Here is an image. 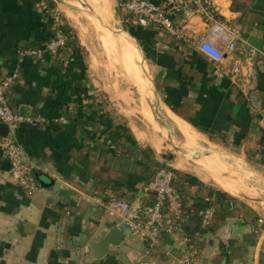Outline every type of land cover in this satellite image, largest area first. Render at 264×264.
<instances>
[{"label":"crops","instance_id":"crops-1","mask_svg":"<svg viewBox=\"0 0 264 264\" xmlns=\"http://www.w3.org/2000/svg\"><path fill=\"white\" fill-rule=\"evenodd\" d=\"M81 1L95 13L94 28L98 31L99 23L100 30L108 31L110 2ZM213 3L236 45L234 52L224 55L223 66L229 68L237 62L239 73L225 75L173 36L135 27L133 30L148 53V67L157 94L146 97L143 104L151 116L153 106L160 104L174 127L180 122L181 127L195 131L200 139H204L200 132L207 131L212 137H221V142L227 140L264 170V0H213ZM232 5L239 8L232 9ZM178 26L187 35L222 41L221 36L192 13L184 14ZM113 33L101 35L110 39ZM49 36L50 24L36 7V0H0V71L15 68L19 44L41 46ZM143 66L145 71L140 77L146 84L144 61ZM21 72L22 81L11 95L15 109L22 114H38L50 122L43 129L20 124L13 132L34 165L32 175L37 188L31 194L12 181L9 163L0 150V264H179L181 233L163 237L161 247L148 254H144L145 243L131 233L119 246L110 247L106 256L99 260L92 258L89 244L99 239L105 225L117 221L116 215L104 210L102 202L118 198L136 207L149 203L142 190L146 175L135 160L146 150L133 139L135 133L121 118H116V126L112 124L107 131L117 148H107L96 137L97 107L88 106L92 100L80 103L77 92L107 91L99 86L98 72L81 47L67 72L51 61L40 64L35 56L23 59ZM179 72L191 79L188 85L180 84ZM108 99L113 108L114 103ZM156 112L166 125H171ZM62 116L65 121L58 120ZM207 145L204 139L192 149L205 151ZM123 147L125 151H119ZM200 166L210 171L206 165ZM185 174L179 188L190 213L183 233L189 235L191 264H264V221L259 233L253 231L257 220L264 219V210L210 187L199 172L193 173L196 178ZM54 181L59 183L56 190L52 187ZM203 196H210L218 207L216 220L207 228L201 227L193 211ZM160 248L171 251L173 257H165Z\"/></svg>","mask_w":264,"mask_h":264},{"label":"built area","instance_id":"built-area-1","mask_svg":"<svg viewBox=\"0 0 264 264\" xmlns=\"http://www.w3.org/2000/svg\"><path fill=\"white\" fill-rule=\"evenodd\" d=\"M120 2L123 22L128 24L127 28L150 29L169 34L211 61L223 74L235 76L239 73L240 64L237 62H233L229 68L223 66L224 55L234 52L236 45L232 32L221 22L213 0H121ZM36 7L50 24L49 38L41 46L19 44L15 68L10 71H0V123L8 127L7 136L0 137V150L9 163L10 178L27 194H31L37 188L32 175L34 165L14 138L13 132L20 124L43 129L47 127L50 120L38 114L19 113L11 100L12 89L22 81L21 66L26 56L37 57L40 64L54 62L58 69L67 72L79 49L65 16L54 0H36ZM186 13L198 16L206 27L222 37V41H211L207 36L183 33L178 22ZM84 90L77 92L80 103L82 100H86V103L93 101L94 106L97 107L95 114L99 118L98 123L95 124L96 137L101 139L102 144L107 148H117L109 139L107 132L112 124L116 126V120L112 117L107 100L98 93L89 94L86 89ZM58 120L65 121V116ZM125 149L123 147L119 151L122 152ZM150 156L145 151L139 153L135 159L139 169L146 175L142 190L149 197V203L143 207H136L125 200L110 198L102 202L101 206L107 213L117 216L116 224L125 225L132 234L145 243L144 254L161 247L163 237H172L181 233V257L177 260L179 264H191L192 251L188 247L191 245L189 235L183 233V227L190 213L179 188L181 178L176 173V169L158 163ZM217 208L210 196H203L197 200L193 211L201 227L207 228L214 223L218 214ZM262 221H264L262 218L257 220L253 230L255 233L261 231ZM161 251L165 257H173L171 251L165 248Z\"/></svg>","mask_w":264,"mask_h":264},{"label":"rangeland","instance_id":"rangeland-1","mask_svg":"<svg viewBox=\"0 0 264 264\" xmlns=\"http://www.w3.org/2000/svg\"><path fill=\"white\" fill-rule=\"evenodd\" d=\"M108 1L110 2L109 10L111 15V21L108 23V31L110 35L113 32H118V34L115 35V33H113L110 39H103L101 34L104 36L105 34H109V32L105 29L100 30L101 26L99 27V23L98 29L101 32L94 28L96 23L94 18H96V16L91 14L92 8L83 4L81 0H67L68 3H58L54 0L65 16L66 22L71 28L75 38L77 37V44L87 53L91 65L98 72V84L107 91L104 93L98 91V95L103 96L107 100L112 117L115 119L121 118L124 125L131 128L133 133H135L133 139H135L136 142L138 141V145L146 150L154 161L162 163L172 169H176L171 166L174 161L182 162L186 164L188 168L203 174L206 180H208L205 183L211 184L210 187H214L221 193H226L245 205L259 207L264 210V201L259 200L261 198L264 199V192L246 182L232 165L222 163L218 157L212 155H210L211 157L209 155L201 156L199 157L200 160L199 158L189 157L176 151L167 143L166 139L169 137L175 144L192 149L193 146L197 147L205 139L206 143L211 145V147L224 151L234 157H238L243 166L252 173L257 174L258 178L264 182V170H262L261 167H257L254 162H250V158L238 152L237 148L231 146L227 140L221 142L222 138L217 136L213 137L215 140H210V138L202 132L200 133L204 139H200L195 131H191L194 132L191 133L185 126L184 128L181 127L180 122H177L175 127L168 125L167 127L164 126L160 128L156 124L151 114H149L150 111H148L147 107L143 104L146 102V97L149 95H156L152 80L149 81L148 79L146 84L143 82L140 75L144 73L145 70L141 57L137 51L138 49L130 40L128 41L129 38L125 34L127 38L122 32L115 30L117 27H115L114 24L122 30L128 32L130 30L127 28L128 24L123 22V12L120 6L121 0ZM73 4H76V6ZM101 12L103 11L101 10ZM104 14L103 12L102 15ZM70 16L73 17V19H71ZM106 20L108 22V18ZM132 32V34L138 38V33L134 30ZM118 41L119 43H117ZM143 77L145 78L146 75H143ZM109 97L114 103L116 110L113 105V108H111ZM142 98L145 99L141 101ZM137 113L144 116L147 121ZM180 128L183 131H181ZM186 137L187 141L185 139ZM151 142L152 144L154 143L153 145H155L156 150L152 148ZM169 154L173 156L171 160L168 159ZM200 163L209 167L210 171L208 172L202 168ZM229 163H232V161L229 160ZM182 171L193 175L195 178L197 177L188 170ZM231 188H234L241 197L236 196L235 192L230 191L232 190ZM222 189L230 192L228 193Z\"/></svg>","mask_w":264,"mask_h":264},{"label":"water","instance_id":"water-1","mask_svg":"<svg viewBox=\"0 0 264 264\" xmlns=\"http://www.w3.org/2000/svg\"><path fill=\"white\" fill-rule=\"evenodd\" d=\"M56 2L58 3H62L59 0H56ZM93 14V12L91 13ZM95 14V13H94ZM93 14V15H94ZM116 26V25H114ZM117 30H119L120 32H122L123 34H125L129 40L135 45V47L138 49L142 60L145 63V66L147 68V72H145V75L147 77V79H149V81H151V73L148 67V61H147V56L146 53L144 51V49L142 48L140 42L138 41V39L132 35L131 33H129L128 31L122 30L120 27L116 26ZM110 33V32H109ZM153 83V82H152ZM156 94V93H155ZM157 95V94H156ZM154 108H157V104L154 105ZM152 117L155 120L156 124L162 128V127H167L168 125H166L164 123V121H162L160 118H158L156 112L153 109L152 112ZM170 124V123H168ZM173 126V124H171ZM8 134V127L6 124L0 123V137H6ZM167 143L170 144L176 151L185 154L189 157L192 158H199L201 156H205V155H216L219 160L222 163H226V164H230L232 165L233 168H235L240 174L241 177L248 182L249 184L255 186L256 188H258L260 191L264 192V182H262L254 173H252L249 169H247L245 166H243L237 159L238 157H234L230 154H227L224 151H221L219 149H216L214 147H211L209 145L205 146V151H200V150H196V149H188L185 148L181 145L175 144L174 142H172L170 140V138L168 137L166 139ZM173 158V156L171 154L168 155V159L171 160ZM229 160L232 161V163H229ZM53 189H57L59 187V183L57 181L53 182ZM261 201H264V199H259ZM131 234V230L129 228H127L125 225L123 224H116V222L111 223L110 225H105L104 229L100 232V237L97 241H93L89 244L90 249H91V255L92 258L95 260H99L102 257L106 256L109 253L110 247H115V246H119L121 244V242L123 241V239L127 236Z\"/></svg>","mask_w":264,"mask_h":264},{"label":"trees","instance_id":"trees-1","mask_svg":"<svg viewBox=\"0 0 264 264\" xmlns=\"http://www.w3.org/2000/svg\"><path fill=\"white\" fill-rule=\"evenodd\" d=\"M237 8H239V7H235V6H233L232 5V9H237ZM133 30H129V33L131 32V34L133 33L132 32ZM133 35V34H132ZM135 36V35H134ZM139 38V37H138ZM137 38V39H138ZM138 41L140 42V44H141V46H142V48L144 49V51H145V53H146V56L148 57V53H147V51H146V49H145V47L143 46V43L138 39ZM190 78L188 77V76H185L183 73H181V72H179V81H180V84H182V85H188L189 83H190ZM186 81V82H185ZM92 98V97H91ZM89 107H93V103H89V105H88ZM84 114V113H83ZM82 114V115H83ZM84 118H89L90 116H86V115H84L83 116ZM117 129H118V127H117ZM204 133H207L208 134V137L210 138V140H215L213 137H212V135L210 134V133H208L207 131H203ZM176 171V173L180 176V178L181 179H183V175H187V174H185V173H183V172H181V171H178V170H175ZM34 177V176H33ZM185 177H187V176H185ZM34 179H35V177H34ZM35 181H36V179H35Z\"/></svg>","mask_w":264,"mask_h":264},{"label":"bare ground","instance_id":"bare-ground-1","mask_svg":"<svg viewBox=\"0 0 264 264\" xmlns=\"http://www.w3.org/2000/svg\"><path fill=\"white\" fill-rule=\"evenodd\" d=\"M122 42V41H121ZM138 51V50H137ZM139 52V51H138ZM140 57H141V55H140ZM141 60H142V58H141ZM142 62H143V60H142ZM140 81H141V79H140ZM151 97H153V96H151ZM153 108H154V106H153ZM148 109V108H147ZM156 110L163 116V119H166L170 124H171V119H170V117H169V115L166 113V110L163 108V106H161L160 104H157V108L155 109L154 108V111L156 112ZM148 113V112H147ZM150 114V113H149ZM156 114L159 116V114L156 112ZM160 117V116H159ZM161 118V117H160ZM162 120V119H161ZM214 155V154H213ZM214 156H216V155H214ZM217 157V156H216ZM169 164H171V163H169ZM171 166H173L174 168H176V169H179V170H188V171H190V172H192V173H194V174H198V172L197 171H194V170H192V169H190V168H188V166H186V164H184V163H182V162H179V161H174L173 163H172V165ZM202 179H204V178H202Z\"/></svg>","mask_w":264,"mask_h":264}]
</instances>
